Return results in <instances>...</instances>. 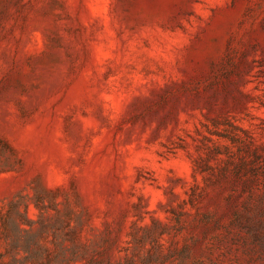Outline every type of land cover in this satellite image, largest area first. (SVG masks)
Returning <instances> with one entry per match:
<instances>
[{
	"label": "rangeland",
	"instance_id": "rangeland-1",
	"mask_svg": "<svg viewBox=\"0 0 264 264\" xmlns=\"http://www.w3.org/2000/svg\"><path fill=\"white\" fill-rule=\"evenodd\" d=\"M0 264H264V0H0Z\"/></svg>",
	"mask_w": 264,
	"mask_h": 264
}]
</instances>
